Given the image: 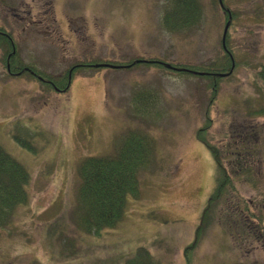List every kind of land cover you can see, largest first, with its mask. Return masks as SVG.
<instances>
[{"label": "rangeland", "instance_id": "1", "mask_svg": "<svg viewBox=\"0 0 264 264\" xmlns=\"http://www.w3.org/2000/svg\"><path fill=\"white\" fill-rule=\"evenodd\" d=\"M165 2L0 0V25L14 36L17 60L50 79L85 60L160 56L181 65H199L223 56L225 19L216 3L204 0L200 25L173 34L161 24ZM223 2L238 16L229 29V42L240 65L231 77L219 81L213 102L210 79L171 74L153 64L84 69L75 73L68 92L48 91L31 74L6 73L0 49V146L32 172L29 203L17 209L12 228L0 230V264H67L64 255L76 260L74 247L80 248L82 259L71 264H108V258H125L138 246L146 247L161 264L182 263V250L193 239L201 208L216 184L212 155L195 137L206 110L212 119V142L224 147L236 139L255 150L248 162L257 174V185L243 180L237 185L256 204L255 211H264V113L246 115L249 100L253 107L264 105L251 72L264 65V0ZM39 129L47 133L35 136ZM130 130L148 133L156 144L154 164L140 174L143 190L138 198L139 204L154 208L131 202L122 220L127 225L104 230L101 237L94 233L85 237L68 218L78 185L76 162L85 154H113ZM245 133L254 139L247 141ZM14 134L21 135L19 141ZM64 157L70 163L78 161L64 166ZM152 187L153 199L148 191ZM48 215L62 218L65 237H48L50 231L64 229L47 227L55 222ZM121 230L132 248L123 242ZM206 236L194 264H264L262 238L247 236L237 243L225 239L218 225ZM70 240L75 244L68 251Z\"/></svg>", "mask_w": 264, "mask_h": 264}, {"label": "trees", "instance_id": "2", "mask_svg": "<svg viewBox=\"0 0 264 264\" xmlns=\"http://www.w3.org/2000/svg\"><path fill=\"white\" fill-rule=\"evenodd\" d=\"M218 3L217 0H212ZM203 2L204 0H166L161 16V24L169 33H182L191 30L200 25L203 18ZM226 6V5H225ZM228 8V7H227ZM230 10V9H229ZM232 14V21L237 19V13L230 10ZM233 24H231L232 26ZM230 32L228 30L225 38L226 48L228 52L224 56L218 57L217 60L208 65H181L171 63L173 66L187 68L193 71L209 72L203 75L205 78L215 79L211 86L213 94L216 95L219 91V81L225 80L233 75L230 72L227 77L221 78L219 75L211 73H225L231 70V57L235 58L237 66L240 65L238 57L232 51L230 44ZM16 48V42L11 32H8L0 26V49L5 63L8 64V74L17 75L25 71V65L17 60V52H13ZM223 48V47H222ZM223 50V49H222ZM223 52V53H224ZM246 55V53H244ZM246 57V56H245ZM138 58H131L127 61L129 68L139 64L155 65L163 69L166 67V62L163 59H148L145 62H138ZM159 60V61H158ZM99 62L94 60L93 63ZM170 62V61H167ZM247 65H252L248 63ZM236 66V67H237ZM253 67V66H252ZM257 71H251L253 78L256 77L254 84L257 92L264 98V86L262 81L264 79V65L258 64ZM29 71L34 72L35 76L39 75L42 78H47L43 73L36 71L34 67L29 66ZM181 73H193L192 71L183 70ZM63 75L59 80H53L52 84L56 85L61 91H68L71 80ZM260 79V80H259ZM214 97V96H213ZM249 102H251L249 100ZM246 105L248 108V115H262L264 113V105L253 107L252 103ZM206 112L205 124L197 131V137L204 143L215 161L216 167V184L206 200L205 205L201 208V212L197 218V225L193 239L190 240L183 248L184 264H194L195 255L197 256L198 248L202 245L205 235L209 228L216 223L218 229L223 233H227L230 238H233L237 243L245 240V237L262 238L264 240V214L260 211H255V203L253 200L247 199L241 192L237 185V181H245L252 186L257 185V174L254 173L252 163L249 159L254 155L253 151L247 143L234 140L229 141L224 147L218 146L211 141L209 136V128L212 124V119ZM159 116V115H158ZM35 136H42V133H47L44 130H34ZM29 134V133H28ZM27 134V135H28ZM14 139L19 141L20 134H14ZM246 140L250 138L245 133ZM120 147L115 150L113 155L96 156L86 155L81 160H74L76 162L75 174L78 179V185L75 188L74 201L69 212L68 218L76 225L79 233H83L85 237L90 238V234L94 233L101 237L104 230H114L115 228L124 227L126 221H122L126 214H128V205L139 202V195L143 190L140 186V174L144 169L152 167L156 158V144L154 139L144 131L130 130L122 138ZM30 150H34L33 146H26ZM58 151V147H55ZM34 157V156H33ZM33 157H31L33 159ZM264 157V155H263ZM36 158V157H34ZM64 157L66 166L70 163ZM253 160V159H251ZM59 161V158L58 160ZM72 161V162H74ZM254 161V160H253ZM251 161V162H253ZM27 162V161H25ZM62 162V161H59ZM72 162L70 163L72 165ZM25 164V163H24ZM16 160L13 156L0 146V230L4 227H11L14 221L15 212L19 207L26 206L29 203L28 187L31 183L32 172L27 164L24 165ZM49 167L51 169L49 170ZM47 171L52 170L49 166ZM259 168V167H258ZM149 191V197L153 199L154 187ZM139 204V203H138ZM140 207H150L152 205L139 204ZM64 206L62 205L61 208ZM154 208V206H152ZM50 213H53L51 210ZM55 222L47 224L50 229L64 227V223L58 216H50ZM66 218V216H64ZM61 222V225H55ZM130 219H128V222ZM52 224V225H51ZM213 226H217V225ZM55 225V226H54ZM129 225V224H128ZM45 226V227H46ZM120 226V227H119ZM64 227L63 232H49V236L60 235L64 236L66 232ZM20 230L16 229V232ZM122 231V230H121ZM123 242L128 247L132 248V243H129V237L124 234ZM52 238V237H51ZM254 239V238H253ZM75 244L74 240L66 241V248L69 251L70 246ZM25 247V246H24ZM76 256L70 261V255L63 257L67 264L75 263L82 259V251L72 249ZM72 255V254H71ZM121 264H161L156 256L143 246H138L133 253L124 258L123 255L108 258L109 263Z\"/></svg>", "mask_w": 264, "mask_h": 264}, {"label": "water", "instance_id": "3", "mask_svg": "<svg viewBox=\"0 0 264 264\" xmlns=\"http://www.w3.org/2000/svg\"><path fill=\"white\" fill-rule=\"evenodd\" d=\"M228 25H229V23H227L226 26H225L224 37H225V33H226V31H227Z\"/></svg>", "mask_w": 264, "mask_h": 264}, {"label": "flooded vegetation", "instance_id": "4", "mask_svg": "<svg viewBox=\"0 0 264 264\" xmlns=\"http://www.w3.org/2000/svg\"><path fill=\"white\" fill-rule=\"evenodd\" d=\"M224 10H225V8H224ZM226 13H227V17H228V15H229V12L228 11H225ZM232 15V14H231ZM227 52V51H226Z\"/></svg>", "mask_w": 264, "mask_h": 264}]
</instances>
